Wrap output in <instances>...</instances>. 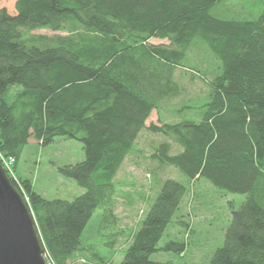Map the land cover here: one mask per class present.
<instances>
[{"label":"trees","instance_id":"trees-1","mask_svg":"<svg viewBox=\"0 0 264 264\" xmlns=\"http://www.w3.org/2000/svg\"><path fill=\"white\" fill-rule=\"evenodd\" d=\"M225 1L16 0L13 14L0 8V153L14 160L8 176L47 262L78 264L97 208L101 224L117 226L125 187L117 175L141 157L190 184L203 178L243 196L207 264H264V8L252 20L213 13ZM184 72L206 87L203 97L184 98ZM153 111L158 123L147 126ZM145 134L160 137L148 157L138 146ZM57 138L78 141L84 155L58 168L84 190L70 201L45 199L13 169L30 139L45 147ZM152 175L156 197L137 229L124 230L130 242L120 264H172L150 255L187 188ZM93 256L82 263H104Z\"/></svg>","mask_w":264,"mask_h":264},{"label":"rangeland","instance_id":"rangeland-1","mask_svg":"<svg viewBox=\"0 0 264 264\" xmlns=\"http://www.w3.org/2000/svg\"><path fill=\"white\" fill-rule=\"evenodd\" d=\"M15 1L0 0V8H5L8 13L13 14ZM263 8L264 0H226L213 13L225 18L252 20L258 17ZM33 34L53 35L48 30H37ZM150 43L168 44L156 39ZM184 64L189 65L190 62L185 61ZM182 75L184 98L203 97L206 87L196 79L190 81L185 72ZM176 103L177 101H174L173 104ZM150 123H158L156 111L152 112L146 125ZM159 140V136L145 134L138 145L143 156L148 157L151 154L149 145ZM83 158L82 146L76 140L57 138L54 143L43 147L30 139L13 169L15 175L30 180L35 191L45 199L70 201L83 194L84 190L73 179L60 175L58 168L73 165ZM154 171L158 180L170 178L184 185L187 188V196L180 205L173 223L159 241L158 250L150 255V259L172 264H207L210 261L216 249L223 245L224 235L231 221V203L236 209L243 201V196L220 190L203 178L190 184L174 167L157 170L147 159L135 157L134 160L124 163L117 175V181L125 185L117 197V226L106 222L101 224L102 209L97 208L83 232L82 244L86 250L76 254L79 255L78 264H83L82 260L90 261L94 257L93 254L100 256L103 264H120L130 242H126L130 231L124 230L137 229L139 221L148 212L156 197L153 181L155 177L152 175ZM178 220L182 223L177 222ZM118 229L124 234L115 239ZM170 242L183 243L184 250L179 252L167 249L166 246Z\"/></svg>","mask_w":264,"mask_h":264},{"label":"water","instance_id":"water-1","mask_svg":"<svg viewBox=\"0 0 264 264\" xmlns=\"http://www.w3.org/2000/svg\"><path fill=\"white\" fill-rule=\"evenodd\" d=\"M0 264H46L33 215L1 164Z\"/></svg>","mask_w":264,"mask_h":264},{"label":"built area","instance_id":"built-area-1","mask_svg":"<svg viewBox=\"0 0 264 264\" xmlns=\"http://www.w3.org/2000/svg\"><path fill=\"white\" fill-rule=\"evenodd\" d=\"M14 160L12 158H7L5 157L3 154L0 153V163L1 165L7 170V171H11V166L13 165ZM45 260H46V256L43 254ZM47 264H50L49 262H47Z\"/></svg>","mask_w":264,"mask_h":264}]
</instances>
